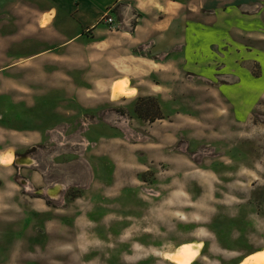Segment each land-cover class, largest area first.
<instances>
[{
  "label": "rangeland",
  "instance_id": "obj_1",
  "mask_svg": "<svg viewBox=\"0 0 264 264\" xmlns=\"http://www.w3.org/2000/svg\"><path fill=\"white\" fill-rule=\"evenodd\" d=\"M235 1L234 13L262 11L261 2ZM249 35L239 52L243 78L259 76L256 56H264L263 38ZM104 67L78 84L71 69L67 77L57 73L28 101L20 100L24 87L18 101L0 96V264H172L163 254L181 244L193 249L189 264L264 255V100L242 111L240 128L212 123L219 107L208 103L202 113L207 102L200 100L210 82L183 72L172 106L189 104L203 116L204 134L187 133L169 124L174 112L159 96L112 98L117 84L130 91L126 81L98 79ZM148 97L154 102L144 104L158 105L164 122L136 115L138 99ZM8 102L26 112L8 116Z\"/></svg>",
  "mask_w": 264,
  "mask_h": 264
},
{
  "label": "crops",
  "instance_id": "obj_2",
  "mask_svg": "<svg viewBox=\"0 0 264 264\" xmlns=\"http://www.w3.org/2000/svg\"><path fill=\"white\" fill-rule=\"evenodd\" d=\"M235 2L0 0V96L18 101L16 92L24 87L20 100L28 101L35 86H46L57 73L67 77V69H71L68 78L78 84L105 64V76L98 79L111 86L126 81L127 91L159 96L165 106L170 103L172 107L171 126L202 135L198 126L203 116L188 108L189 104L184 110L172 106L177 100L173 91L183 72L195 70L210 82L208 94L200 98L207 102L202 113L208 103H214L221 111L209 117L212 123L223 119L240 128L245 121L242 111L250 112L254 103L264 100V56H256L260 66L257 77L243 78L239 65L242 39L258 34L264 45V0L242 1L246 5L262 3V11L255 15L232 12L240 3ZM209 6L215 7L213 14L202 12V7ZM221 6L226 8L220 10ZM106 14L113 18L111 27L102 22ZM89 80L97 84V79ZM62 81L58 84L65 83ZM190 100L198 101V97L186 96L185 101ZM184 117L182 125L178 119L174 121ZM159 129L162 132V127ZM232 132L233 139L240 137L239 129ZM183 158L187 166L193 163Z\"/></svg>",
  "mask_w": 264,
  "mask_h": 264
},
{
  "label": "bare ground",
  "instance_id": "obj_3",
  "mask_svg": "<svg viewBox=\"0 0 264 264\" xmlns=\"http://www.w3.org/2000/svg\"><path fill=\"white\" fill-rule=\"evenodd\" d=\"M131 92L125 91V86L117 84L112 88V98L119 96H128ZM193 249L185 244H181L173 252H167L163 254V259L171 262L172 264H189L193 259ZM238 264H264L263 254H251L245 257Z\"/></svg>",
  "mask_w": 264,
  "mask_h": 264
},
{
  "label": "trees",
  "instance_id": "obj_4",
  "mask_svg": "<svg viewBox=\"0 0 264 264\" xmlns=\"http://www.w3.org/2000/svg\"><path fill=\"white\" fill-rule=\"evenodd\" d=\"M1 99L2 98H0V100ZM147 101L154 102V99L150 98V97L138 99V102H140L141 104L135 108L136 115L140 119L147 120L151 123L154 122L155 120L163 119V116H162L161 111H160V107L158 105H156L154 109H151V107H148L146 104H144V102H147ZM8 103H9V106H8L7 110L5 111L8 114V116L12 117V115H14L13 114L14 112H26L23 110L20 111V109H18L14 105L12 106L10 102H8ZM6 113H3L4 118H5ZM3 116H1V117L3 118ZM9 122H12V120H10ZM9 122H7V123L9 124Z\"/></svg>",
  "mask_w": 264,
  "mask_h": 264
},
{
  "label": "built area",
  "instance_id": "obj_5",
  "mask_svg": "<svg viewBox=\"0 0 264 264\" xmlns=\"http://www.w3.org/2000/svg\"><path fill=\"white\" fill-rule=\"evenodd\" d=\"M102 22L111 27L113 25V18L106 14L103 16Z\"/></svg>",
  "mask_w": 264,
  "mask_h": 264
},
{
  "label": "flooded vegetation",
  "instance_id": "obj_6",
  "mask_svg": "<svg viewBox=\"0 0 264 264\" xmlns=\"http://www.w3.org/2000/svg\"><path fill=\"white\" fill-rule=\"evenodd\" d=\"M54 191H55V189H54ZM50 192H51V191H50ZM52 193H54V192L52 191ZM52 193H51V194H52Z\"/></svg>",
  "mask_w": 264,
  "mask_h": 264
}]
</instances>
